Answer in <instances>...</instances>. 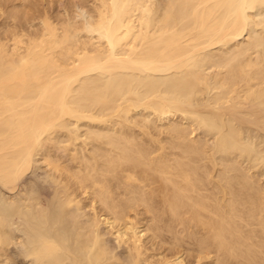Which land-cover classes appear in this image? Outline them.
<instances>
[{
  "label": "bare ground",
  "instance_id": "bare-ground-1",
  "mask_svg": "<svg viewBox=\"0 0 264 264\" xmlns=\"http://www.w3.org/2000/svg\"><path fill=\"white\" fill-rule=\"evenodd\" d=\"M43 1L0 0L1 259L264 264V0Z\"/></svg>",
  "mask_w": 264,
  "mask_h": 264
},
{
  "label": "rangeland",
  "instance_id": "rangeland-1",
  "mask_svg": "<svg viewBox=\"0 0 264 264\" xmlns=\"http://www.w3.org/2000/svg\"><path fill=\"white\" fill-rule=\"evenodd\" d=\"M48 1H50L51 2V4H50V2H48ZM54 1V2H53ZM61 1V2H60ZM83 1L84 0H75V1H73V2H70V0H44L42 3H43V6H42V4H41V6L42 7H49L55 14H58L57 13V10L56 9H58V12H61V13H63L64 12V7L69 3L70 5H68V6H70V7H72V6H74V5H77V6H74V7H77L76 9L78 10H82V7H83ZM47 2V3H46ZM53 2V3H52ZM63 2V3H62ZM76 2V3H75ZM58 3V4H57ZM71 3H72V6H71ZM74 3V4H73ZM49 4V6H47ZM66 4V5H65ZM45 5V6H44ZM52 5V7H50ZM54 5V6H53ZM59 5V6H58ZM79 5H81V6H79ZM63 7L62 9L61 8H59V7ZM79 6V7H78ZM54 8H55V11H54ZM81 8V9H80ZM60 9V10H59ZM75 9V8H74ZM52 12V13H53ZM209 140H211V143H213L214 141H215V137L214 136H210V139ZM29 177V176H28ZM27 177V178H28ZM26 178V179H27ZM263 181H264V177H263ZM18 247L16 246V245H14V244H12V245H10L9 247H7V248H5V256H7L8 257V259H6V257L4 256V258H3V256H2V259H1V257H0V261L1 260H3V261H1V262H3L2 264H5L6 262H8L7 264H11V262H12V264H29V262H30V260H29V258L28 257H26V256H24L23 254H20V252H18ZM121 249V248H120ZM187 254H185V256H186ZM11 260V261H10ZM6 261V262H5ZM10 261V262H9ZM1 262H0V264H1Z\"/></svg>",
  "mask_w": 264,
  "mask_h": 264
}]
</instances>
